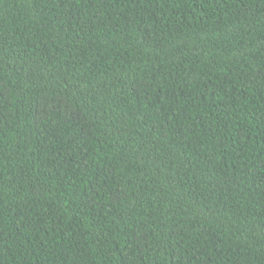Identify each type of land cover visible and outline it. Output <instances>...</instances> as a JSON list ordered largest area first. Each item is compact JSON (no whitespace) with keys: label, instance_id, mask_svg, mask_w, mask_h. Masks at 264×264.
<instances>
[{"label":"trees","instance_id":"1","mask_svg":"<svg viewBox=\"0 0 264 264\" xmlns=\"http://www.w3.org/2000/svg\"><path fill=\"white\" fill-rule=\"evenodd\" d=\"M0 264H264V0H0Z\"/></svg>","mask_w":264,"mask_h":264}]
</instances>
